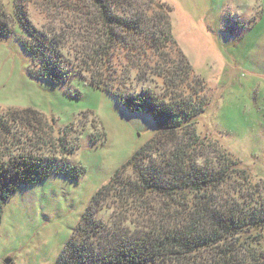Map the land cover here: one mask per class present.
<instances>
[{
  "label": "trees",
  "instance_id": "1",
  "mask_svg": "<svg viewBox=\"0 0 264 264\" xmlns=\"http://www.w3.org/2000/svg\"><path fill=\"white\" fill-rule=\"evenodd\" d=\"M23 3L13 0V15L25 33L29 76L58 82L82 74L127 111L150 115L156 129L93 194L53 264H264V197L234 161L215 168L204 159L194 125L207 105L205 83L176 48L169 9L158 0H86L85 24L66 48L63 31L36 29ZM5 17L0 2V33ZM171 52L175 61L165 58ZM155 79L160 92L136 88ZM41 118L31 108L0 111V218L18 185L83 172L63 159L74 150L64 137L60 156L35 152L39 140L54 148L35 130V146L17 139V124L30 132Z\"/></svg>",
  "mask_w": 264,
  "mask_h": 264
},
{
  "label": "rangeland",
  "instance_id": "2",
  "mask_svg": "<svg viewBox=\"0 0 264 264\" xmlns=\"http://www.w3.org/2000/svg\"><path fill=\"white\" fill-rule=\"evenodd\" d=\"M158 1L169 9L176 48L205 83L207 105L194 125L206 142L204 159L215 168L227 158L234 161L232 167L245 170L264 197V0ZM0 2L7 28L0 33V111L40 112L45 121L31 123L30 132L15 124L17 139L26 136L31 138L26 145L35 146V130L54 143L52 148L39 140L35 152L60 156L62 136L74 148L63 159L83 169L78 179L58 174L18 185L2 203L0 264H53L93 194L156 129L150 115L127 111L82 74L58 82L29 76L13 0ZM64 2L52 7L46 0H24L22 7L36 29L62 30L68 48L89 11L86 0ZM140 87L161 88L157 79ZM231 181L228 185L236 180ZM100 214L107 219L109 211Z\"/></svg>",
  "mask_w": 264,
  "mask_h": 264
}]
</instances>
